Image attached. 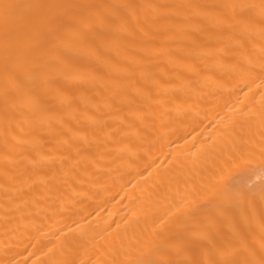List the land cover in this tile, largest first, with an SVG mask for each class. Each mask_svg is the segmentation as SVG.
Returning <instances> with one entry per match:
<instances>
[{
  "label": "bare ground",
  "instance_id": "bare-ground-1",
  "mask_svg": "<svg viewBox=\"0 0 264 264\" xmlns=\"http://www.w3.org/2000/svg\"><path fill=\"white\" fill-rule=\"evenodd\" d=\"M0 264H264V0H0Z\"/></svg>",
  "mask_w": 264,
  "mask_h": 264
}]
</instances>
